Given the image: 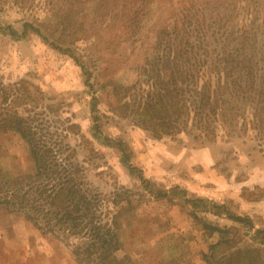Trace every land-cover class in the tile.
I'll return each instance as SVG.
<instances>
[{"label":"rangeland","instance_id":"374dc122","mask_svg":"<svg viewBox=\"0 0 264 264\" xmlns=\"http://www.w3.org/2000/svg\"><path fill=\"white\" fill-rule=\"evenodd\" d=\"M68 4L0 0V264H264V0H147L130 40L90 46L67 24L71 43L52 45ZM209 78L216 122L194 96ZM150 83L184 112L143 125L130 96ZM15 112L48 140L49 175L4 120ZM74 167L86 229L49 224L62 203L45 197Z\"/></svg>","mask_w":264,"mask_h":264},{"label":"trees","instance_id":"16d2710c","mask_svg":"<svg viewBox=\"0 0 264 264\" xmlns=\"http://www.w3.org/2000/svg\"><path fill=\"white\" fill-rule=\"evenodd\" d=\"M66 1H69V4L64 5V13L61 12L60 15L62 16V18L60 19V21H56L59 27L58 30L61 31L60 35L54 39L46 37L48 38V40L52 41V43H50L52 45H56L58 43L67 45V42L71 43V41L69 40L71 36L65 35L67 32V24H74L75 26V30L72 32L75 33V35L72 36L73 38L77 36L79 31H84V40H88L89 45L92 42L94 43V41H90L91 38L100 35L99 39H101V33L103 34V36L106 35L110 36L111 38L113 37L114 40L119 42L127 41L130 40L129 38H131L128 35H133L135 33V28L140 24L142 18L146 15L145 4H147V0H62V3H65ZM79 1V4L81 5L79 11L81 12V14H79L75 9L76 4ZM92 4H95V7L91 16L87 13V9ZM84 13L86 15L88 14V17H86ZM76 15H84L83 30L82 27L78 28V21L71 20L73 17H77ZM94 27L97 28V34L95 36L93 35ZM35 31L39 33L36 28ZM77 40L78 39H75L74 41L76 42ZM177 55L183 56V54H180V51H178ZM164 68L166 67H163L162 69L157 71L158 76L156 75V78L159 77V72L163 71ZM223 69L224 71L220 72L219 78H223V74H225V77L230 74V71L227 70V67H223ZM210 75L211 74L207 72L204 78L209 77ZM211 82L212 79L209 78L208 81H206V83H203L200 88L195 89L194 96L195 102L197 101V104L199 106L201 105V110L209 106V111L213 114V119L216 122V120L220 118V110L222 109L219 107V103L217 99L215 100V98H218L219 94L217 89H221V87H213ZM145 85L146 84H140V86L138 87V91L134 93L139 96L138 99L134 98L132 95L130 96L132 99V101L130 100V102L138 104V107H134L133 113L138 114V112H140L142 108L144 110V113L142 114L143 116H138L139 121L143 125L147 124V122L154 121L156 122L155 124H159V126H161L162 123H166L167 120L170 122L173 113L179 111V114L181 115L184 112L182 110V108H186V104L183 103L184 101L180 102L177 100V103H173L170 99L174 91L173 89H170V87L168 86H161V84L159 83H150L151 89L148 85L147 87L149 88L147 89ZM134 87H136V84ZM179 87L182 88L181 85ZM131 88H133L132 85ZM254 92L255 95L258 96L260 89L257 88ZM154 94H156L159 99L155 98ZM5 100H7V97H5ZM14 100L15 98L12 99L10 103L13 104ZM157 106L163 107L166 112L162 113L158 111L156 109ZM16 113L17 112L13 114L7 113L8 117H4V120L11 121V128L18 131L27 139L30 144L32 156L33 158H35V162L37 163L38 171L40 173L46 172L45 176L49 175L50 173H52L51 168L53 166L51 164L52 158L48 159V147L44 146L48 142V140L43 137V134L40 138V135H38L40 131L36 130L34 126H31V124L25 125L24 118H22L21 116H15ZM200 114L201 111L197 113V115ZM76 173V170L73 171L67 168L62 176L59 175L58 188H55V186L52 185V182L50 183L53 188H51L48 197H45L46 205L50 207L55 199H58L60 203H62V208L59 211H50L51 219L49 224L52 226H54L53 221L56 220L57 222L61 221L64 225L70 226V229H76L77 226L82 224V218H84V229L87 228L85 223L84 211L87 209L88 201H86V197L84 196L85 205H81L80 203V197L82 198L83 194H80V190L77 189V186L75 184ZM23 196L24 197L22 198L21 196L15 194L13 201L17 202L21 207L25 205V207H27L26 209H28L29 211H42L37 194L33 199H31L27 195ZM162 196L163 195L156 193V197L161 198ZM47 215H49L48 211L42 212V216ZM230 218L234 221H244L243 217L235 216L233 214H230ZM57 222L55 225H57ZM216 229L218 230L219 228L216 227ZM111 239L112 238H109L108 240ZM92 241L93 242L91 244L94 245L96 242L94 237H92ZM248 264H254V261Z\"/></svg>","mask_w":264,"mask_h":264}]
</instances>
